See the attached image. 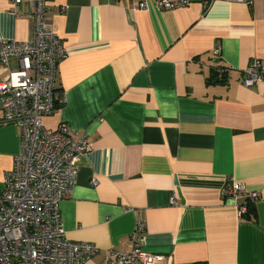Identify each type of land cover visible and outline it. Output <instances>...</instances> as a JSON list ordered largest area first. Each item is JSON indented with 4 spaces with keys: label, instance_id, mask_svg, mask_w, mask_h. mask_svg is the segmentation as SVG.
Listing matches in <instances>:
<instances>
[{
    "label": "crops",
    "instance_id": "obj_1",
    "mask_svg": "<svg viewBox=\"0 0 264 264\" xmlns=\"http://www.w3.org/2000/svg\"><path fill=\"white\" fill-rule=\"evenodd\" d=\"M140 1L47 0L66 102L41 122L66 123L90 147L59 202L65 237L96 245L85 264H104L141 222L156 264H264V83H242L250 59L264 63V0ZM28 11L0 0V38L29 40ZM219 65L227 72L213 76ZM19 149L0 107V192ZM231 180L258 192L250 218L222 195Z\"/></svg>",
    "mask_w": 264,
    "mask_h": 264
},
{
    "label": "built area",
    "instance_id": "obj_2",
    "mask_svg": "<svg viewBox=\"0 0 264 264\" xmlns=\"http://www.w3.org/2000/svg\"><path fill=\"white\" fill-rule=\"evenodd\" d=\"M213 0H203L207 8ZM248 2L249 0H227ZM26 2L32 22L29 40L0 38V107L2 121L20 130V149L6 171L0 192V264H85L97 251L92 243L65 237L59 202L70 195L76 182L80 155L89 150L83 137L71 138L66 123L55 129L42 125L41 117L53 114L66 102V93L55 85L58 62L66 56L60 37L46 21L47 0H13L15 7ZM191 0H154L159 9L188 6ZM139 8L147 7L146 0ZM15 11V10H14ZM219 53V47L215 49ZM14 59L16 66H11ZM225 75V65L214 67ZM243 85L264 83V63L253 57L244 69ZM91 183L96 184L92 179ZM222 195L238 201L240 216L259 198L235 180L224 184ZM171 203L175 200L171 198ZM127 252L110 249L104 264H156L159 254L142 249L143 223L137 222Z\"/></svg>",
    "mask_w": 264,
    "mask_h": 264
},
{
    "label": "trees",
    "instance_id": "obj_3",
    "mask_svg": "<svg viewBox=\"0 0 264 264\" xmlns=\"http://www.w3.org/2000/svg\"><path fill=\"white\" fill-rule=\"evenodd\" d=\"M214 71V70H213ZM217 74L214 72L213 73V76H216ZM218 77V75H217ZM253 205L252 204H248V209H247V212L243 215V217H246V218H250L253 214ZM197 264H203V263H197Z\"/></svg>",
    "mask_w": 264,
    "mask_h": 264
}]
</instances>
